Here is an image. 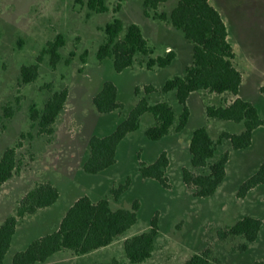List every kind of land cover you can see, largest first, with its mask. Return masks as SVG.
Wrapping results in <instances>:
<instances>
[{
    "label": "rangeland",
    "instance_id": "rangeland-1",
    "mask_svg": "<svg viewBox=\"0 0 264 264\" xmlns=\"http://www.w3.org/2000/svg\"><path fill=\"white\" fill-rule=\"evenodd\" d=\"M87 0H0V155L12 146L20 145V170L11 180L0 186V225L14 213L17 202L36 183L50 182L59 193V200L51 207L21 220L4 264H11L12 256L24 250L33 240L54 231L67 209L81 196L92 201L106 198L112 210H131L138 204V221L126 237L139 234L149 227L157 214L159 233L154 251L143 264H183L190 256L210 248L221 264H252L264 260V186L250 191L244 199L236 192L264 161V128L253 134L248 149L233 151L228 142L218 147L217 155L229 152L226 177L216 193L209 198H194L184 186L181 171L190 167L188 142L192 132L206 127L216 140L221 132L239 134L243 127L232 122L208 119L207 105L219 106L231 102V95H216L205 91L193 93L188 99L190 118L187 126L176 132L173 128L164 139L151 142L144 132L153 124L151 115L141 118L140 127L119 144L116 163L96 175L86 174L82 164L88 154L92 136L111 134L143 96V88L151 85L157 90L163 83L182 75L191 62L192 47L182 33L171 25L144 15L140 0H125L117 14L112 12L116 0H105L109 12H90ZM224 20L228 39L236 53L235 64L243 76L238 97L251 102L260 117H264V0H209ZM177 0H169L159 7V13L169 14ZM124 27L134 23L142 31L153 56L169 50L176 53L173 63L163 69L148 70L145 58L137 56L133 66L121 73L113 69L112 60L99 61L98 48L104 41V27L113 18ZM63 40L58 60L51 65L48 49L57 37ZM38 62L36 79L23 84L21 68ZM104 82L117 87L118 101L123 109L99 114L92 104ZM138 88L140 95L134 94ZM66 90L67 100L59 114L51 136L38 134L30 121V109H42L56 92ZM150 103L166 101L178 118L181 107L174 93L154 92ZM165 152L168 157L166 177L169 188L158 182L143 179L138 171L140 163L151 164ZM118 198L111 191L125 185ZM262 221L257 240L247 251L232 252L238 240L219 241L217 231L243 217ZM117 239L105 249L74 256L61 252L45 264H129L123 241Z\"/></svg>",
    "mask_w": 264,
    "mask_h": 264
},
{
    "label": "trees",
    "instance_id": "trees-1",
    "mask_svg": "<svg viewBox=\"0 0 264 264\" xmlns=\"http://www.w3.org/2000/svg\"><path fill=\"white\" fill-rule=\"evenodd\" d=\"M124 1L116 0L112 9L114 14L119 12ZM140 1L146 17L152 13L154 20L167 23L182 33L192 47L191 62L182 75L167 79L159 90L151 85L145 86L143 96L111 134L104 137L92 136L88 142V154L82 170L86 174L96 175L112 167L116 163L119 144L127 135L139 129L144 115H151L154 121L144 135L147 140L157 142L167 137L173 128L176 132H181L187 126L190 118L188 99L193 93L205 91L216 95L227 94L234 99L219 106L207 105L205 115L208 119L240 124L242 131L239 134L223 131L214 140L206 127L195 129L188 142L190 167H184L181 171L182 182L194 198L212 197L226 177L229 161L228 151L215 158L218 147L228 142L233 151L248 149L254 132L264 128V117H260L251 102L238 97L243 76L235 64L236 53L228 39L226 24L209 0H177L169 14L159 13V7L169 0ZM85 5L95 14L109 12L105 0H87ZM103 31L104 41L98 48L96 58L99 61L111 59L116 73L131 68L137 56L145 58L144 65L148 70L166 68L176 58V53L172 50L153 56L155 49L149 45L137 24L131 23L124 27L123 22L114 17L105 25ZM62 46L63 40L58 36L44 50L51 55L52 66L56 64L58 49ZM39 60L40 57L35 64L21 68L23 84H29L36 79ZM154 92L174 93L176 102L181 107L178 118L166 101L149 102L148 96ZM260 93L264 95V86L260 88ZM134 94L140 95L138 88H135ZM117 95V87L111 82H104L100 91L92 97V104L99 114L122 110L123 104L118 101ZM66 100L67 91L62 90L54 93L42 109L31 107L30 121L37 127L38 134L53 135V126ZM19 147V144L9 147L0 155V186L11 180L20 170ZM168 164L167 154L162 152L153 163H140L138 171L143 179L156 181L167 189L169 184L165 173ZM128 182L112 190V195L118 198L127 189ZM260 186H264V161L241 184L236 197L244 199L250 191ZM59 197L60 193L54 185L42 182L36 183L17 202L14 213L0 225V264H4L21 220L51 207ZM137 210V203L131 210H112L106 198L92 201L86 195L81 196L67 209L54 231L33 240L24 250L16 252L12 256L11 264H45L61 252L84 256L105 249L117 239L126 237L129 230L136 225ZM262 224L260 219L246 216L218 230L217 239H239L232 252L243 253L257 240ZM158 233V216L155 214L147 230L124 239L123 250L129 264H143L150 259ZM183 264H221V261L210 248H205L190 256ZM252 264H264V260H256Z\"/></svg>",
    "mask_w": 264,
    "mask_h": 264
}]
</instances>
